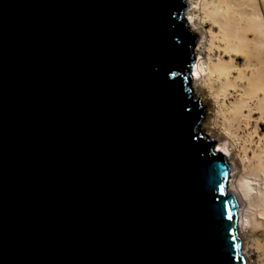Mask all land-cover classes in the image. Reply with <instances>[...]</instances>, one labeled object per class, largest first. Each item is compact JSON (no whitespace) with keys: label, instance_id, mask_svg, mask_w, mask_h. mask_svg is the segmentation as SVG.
I'll list each match as a JSON object with an SVG mask.
<instances>
[{"label":"water","instance_id":"water-1","mask_svg":"<svg viewBox=\"0 0 264 264\" xmlns=\"http://www.w3.org/2000/svg\"><path fill=\"white\" fill-rule=\"evenodd\" d=\"M186 8L0 0V264H246Z\"/></svg>","mask_w":264,"mask_h":264},{"label":"bare ground","instance_id":"bare-ground-1","mask_svg":"<svg viewBox=\"0 0 264 264\" xmlns=\"http://www.w3.org/2000/svg\"><path fill=\"white\" fill-rule=\"evenodd\" d=\"M203 2L191 0L184 14L190 32L204 38L194 49L192 94L201 100L202 107L210 103L216 106L206 120H201L198 130L211 135L214 150L228 162L227 189L237 199L242 248L250 256L248 264H253L252 253L260 247L264 249V243H259L255 233L247 228L253 224V229L262 230L264 236V191L260 188L261 197L253 196L258 190L256 184L264 183V143L254 131L260 120L255 118L254 110L264 113V26L254 10L256 0H214L205 2L206 10ZM222 110L228 113L223 114L227 116L223 119L227 123L225 130L220 127ZM243 122L246 125L241 127ZM235 123L243 129L241 134H247L243 135L244 143L240 142ZM247 126L253 132H245Z\"/></svg>","mask_w":264,"mask_h":264},{"label":"rangeland","instance_id":"rangeland-1","mask_svg":"<svg viewBox=\"0 0 264 264\" xmlns=\"http://www.w3.org/2000/svg\"><path fill=\"white\" fill-rule=\"evenodd\" d=\"M203 1H205L206 3H211V2H213L214 0H203ZM190 2H191V0H186V6H187V8L186 9H188V8H190ZM205 2H203V3H205ZM202 3V4H203ZM203 4L202 5V8L203 9H205L206 10V7H207V4ZM256 4H255V13L256 14H260V22H262V24H263V26H264V0H256V2H255ZM186 9H184V11H183V17L185 18V16H184V14H185V11H186ZM248 11H252L250 8L248 9ZM259 17V16H258ZM194 34V33H193ZM194 35H196L197 36V41H196V44H195V46H194V49L195 48H197V46H198V44L200 43H202V42H204V38H203V36L201 35V34H194ZM263 51H264V49H263ZM194 59H195V56H194ZM261 59H263L264 60V55H261ZM195 62H196V59H195ZM261 75H264L262 72H261ZM191 84H192V80H191ZM216 91H218V89L217 88H215L214 87V90H213V93H215L216 94ZM192 92V91H191ZM217 95V94H216ZM215 95V96H216ZM193 96H194V94H193ZM197 101L198 102H200L201 103V100L200 99H197ZM238 103H239V100H238ZM253 103H255L254 101L251 103V104H253ZM202 104V103H201ZM216 106L213 104V103H210V104H208V105H206V106H203V109H204V113H203V121L204 120H206L207 118H208V116H210L213 112H214V110L216 109L215 108ZM256 113H258V116H256ZM223 114H228V113H226V111H224V110H222L220 113H219V117L221 118V125H220V127H221V129H223V130H225V128H227L226 126H227V123L226 122H224L223 121V119L224 118H227V116H225V115H223ZM254 115H255V118H259L260 120H259V127L258 126H256L255 127V129H254V131L256 132V135H258L259 137H261L263 140L261 141V143H264V113H263V115H260V111H256V110H254ZM236 124V123H235ZM238 124V123H237ZM237 124H236V126H235V129H237L238 130V134L240 135L243 131V129L241 128V129H238L237 128ZM242 125L243 126H245L246 124L243 122L242 124H241V127H242ZM252 126H253V123H252V125H250V127L252 128ZM250 127H248L247 126V130L245 131V132H247L248 131V133H251V132H253V131H251L250 130ZM203 136H205L208 140H211L212 138H211V135H209V134H207V133H203L200 129L198 130ZM243 135H247L246 133L244 134H241V138H240V142L241 143H244V141H243V139L245 138ZM254 138L256 137V136H253ZM223 139H226V137H222ZM239 138V137H238ZM224 141V140H223ZM227 141V140H226ZM248 143H249V139H247L246 140V145H248ZM213 145H214V143H213ZM264 183H257L256 184V188L258 189V190H256L254 193H253V196L254 197H257L258 196V198L259 197H261V193H260V188L264 191V185H263ZM250 231L252 230V233H255V235H256V238H258V240H259V243H264V236L262 235V230H258V231H255L253 228H254V226H253V224L250 226H248L247 227ZM264 249H262V247H260V248H258L257 249V251H255V252H253L252 253V257H253V264H264V251H263ZM247 251H248V249H247ZM242 252H243V254L246 256V258L247 259H245L246 260V264H248V260H249V258L248 257H250L248 254H246V251H244L243 250V248H242Z\"/></svg>","mask_w":264,"mask_h":264}]
</instances>
